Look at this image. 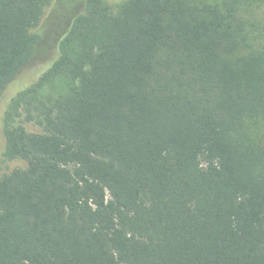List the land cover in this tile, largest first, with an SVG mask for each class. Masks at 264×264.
<instances>
[{
    "label": "trees",
    "instance_id": "16d2710c",
    "mask_svg": "<svg viewBox=\"0 0 264 264\" xmlns=\"http://www.w3.org/2000/svg\"><path fill=\"white\" fill-rule=\"evenodd\" d=\"M52 4L58 57L4 115L0 264H264V0H0V98Z\"/></svg>",
    "mask_w": 264,
    "mask_h": 264
},
{
    "label": "rangeland",
    "instance_id": "374dc122",
    "mask_svg": "<svg viewBox=\"0 0 264 264\" xmlns=\"http://www.w3.org/2000/svg\"><path fill=\"white\" fill-rule=\"evenodd\" d=\"M127 0H108L113 5H119ZM55 7L52 4L46 11L41 26L35 32L41 35V42L31 62L19 73L5 89L0 98V176L13 171L16 168H26L27 163L22 160L3 162L2 154L5 149L4 115L11 100L22 90L35 83L38 78L51 67L58 57V42L68 23L66 13H62L58 19H51V13ZM33 130V128H32Z\"/></svg>",
    "mask_w": 264,
    "mask_h": 264
}]
</instances>
